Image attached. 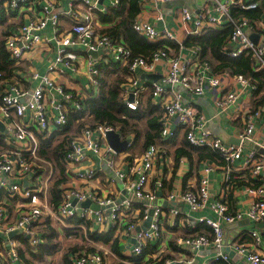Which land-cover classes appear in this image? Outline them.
<instances>
[{"label": "built area", "instance_id": "obj_1", "mask_svg": "<svg viewBox=\"0 0 264 264\" xmlns=\"http://www.w3.org/2000/svg\"><path fill=\"white\" fill-rule=\"evenodd\" d=\"M142 1L160 4L178 0ZM33 2L34 0H0V11L5 9L6 12H10L24 6L31 8ZM86 2L83 9L71 3L68 9L62 12L73 22L70 30L64 34L59 31L60 14L54 12L51 0H46L40 16L30 17L25 23L17 22L16 31L5 38V49L15 63L21 61L27 52L36 49L41 43L56 41L58 48L47 73H32L33 80L37 82L34 87L25 89L18 83L11 82L3 87L1 94L0 120L6 130L0 129V236L6 249L0 251V264H4L6 260H10L12 264L21 263L18 254L21 242L16 237L11 238L9 234L16 231L17 234L29 236L30 243L37 246L43 241L42 229L48 216L57 217L61 221L79 216L85 222L94 221L100 226L117 225L119 233H126L134 239L131 255L141 254L150 242H156L161 237L162 226L168 212L157 203L156 190L162 188L164 180L157 179L154 190L148 189L147 185L157 161L162 157V146L155 143L145 150L133 167L138 177L128 181L131 178L120 168L116 160L118 152L109 143L103 145L101 142L109 131H117L113 125L98 124L92 127L86 124L80 134L72 138L65 160L67 165L74 164V167L79 165L78 179L91 181L96 177L97 171L82 164L88 159L89 153L106 157L107 163L116 169L117 175L126 182L125 185L133 188L132 198H126L122 202L112 195H102L94 189L87 190L74 186L64 191L58 209H54L49 202V187L54 169L50 163L38 156L39 133L49 135L55 129L63 128L68 123L70 108L79 111L83 107L80 101L82 96L67 90L56 82L51 74L64 75L68 68L77 70L75 64L80 60L81 50L87 56L92 84L99 85L100 72L90 51L100 49L106 52L105 63H118L126 67L128 74L126 82L122 85V95L130 109H137L144 93L149 90L153 102L163 112L161 118L163 139L176 135V129L173 127L175 123L184 129L189 144L216 150L224 162L221 165L224 170V186L220 196L211 205L218 219L207 216L196 219L198 223H206L213 229L212 238L201 232L179 237L177 239V245L181 247L178 252L179 259L167 260L165 264L170 262L193 264L195 262L193 255L210 245L217 250L215 262L221 259L228 264H235L231 262L229 253L225 250L227 232L224 223L229 224L245 217L254 222L264 220V183L261 182L264 174V134L257 132V121L264 117V109L260 106L243 112L245 128L239 134L240 142H226L208 128V117L196 105L187 103L175 86L181 85L191 94L202 95L209 89L221 86L222 75L233 74L216 73L212 65L201 58V48L198 45L193 48L196 56L192 61L172 55L167 46L156 51L150 58L134 55L132 49L124 42L118 41L110 34L96 31L93 13L96 3L91 0ZM111 2L116 4L118 0ZM262 4L264 5V0H216L215 8L219 15L207 17L201 13L194 15L190 9L183 8L181 19L188 23L196 18L194 27L189 29L194 35H201L206 27H221L225 21H229L232 30L225 40L222 51L229 57L251 53L255 59L254 68L260 71L264 70V15L259 18V25L263 31L258 42H254L250 37L249 31L253 29V24H250L249 17H234L232 7L239 6L251 10L260 8ZM50 23L53 25V35H45L43 30ZM132 27L137 34L150 41L175 38L172 32L160 31L140 17L134 19ZM162 60L166 61V66L160 79L150 80L140 76V72L155 73L157 64ZM233 76L239 84L249 86L255 94L258 86L251 78L242 74ZM4 79L3 73L0 72V82ZM131 97L133 99H130ZM238 97L237 90H228L221 95L217 104L222 111L227 112L235 106L238 116L240 112ZM132 143L129 141L128 146ZM240 159L244 160L243 165L236 166L234 163ZM219 165L215 162L206 163L197 187L170 193L168 197L170 205L173 206L175 201H183L189 204L192 211L205 208L211 197L209 173ZM244 170L248 174H241ZM26 179L28 184L25 186ZM242 180L251 197L250 204L244 210H230L229 192L235 191ZM75 199L76 203L73 202ZM87 199L98 203L102 208L95 210L92 207H83L81 203ZM134 199L144 203L141 210H134L132 206ZM152 209L154 211L151 214ZM179 213V208L171 207L170 214L177 216ZM150 217L149 227L137 230L136 220L141 218L142 221H148ZM252 235L253 246H258L261 242L260 232L253 231ZM232 244L236 248L235 251L241 255L247 252L248 264H264V253L257 252L256 248L248 249L242 243ZM97 247L99 249L95 251L86 249L78 252L74 256L75 264H104L102 254L104 248Z\"/></svg>", "mask_w": 264, "mask_h": 264}, {"label": "crops", "instance_id": "obj_2", "mask_svg": "<svg viewBox=\"0 0 264 264\" xmlns=\"http://www.w3.org/2000/svg\"><path fill=\"white\" fill-rule=\"evenodd\" d=\"M45 1L46 0H34V2L32 3L33 6L31 8H28V6H24L19 10H14L10 12H6L5 9L0 11V40L2 38L5 39L8 34L13 31H16L18 27V24H16L17 22L25 23L28 22L30 17L40 16L42 14ZM91 1L96 3V7H94L93 9V13L94 25L98 33H112L111 36L113 38L121 42L124 41V34L122 33L123 21L125 17L129 14V10L131 9V7L139 6L140 9L136 13L134 19L136 17L143 18L153 24L160 31L168 30L172 32L175 35L174 39L171 40L163 38L160 40H169V44H166L168 51L172 55L181 56L183 59H186L188 61H192L196 56L193 50L196 44L190 45L185 43V41L190 36L194 35L189 31V29L191 30L194 27L196 18H193V20L188 23H184L181 19V12L183 8L190 9L194 15L198 13L203 14L205 17L209 15H219L218 11L215 8L216 0H180V3L177 4H173L171 2H163L160 4H155L153 2L143 3L142 0H139L138 2L136 0H125L123 1V3L122 0H118L116 4H112L111 0ZM51 2L54 8V12L60 14L59 31L62 34L68 32L73 23L72 20L62 12L67 10L71 3H74L75 6L79 9H83L87 4L86 0H51ZM258 11L260 12L259 17H255L254 19L248 18L250 20V24H253V29L249 31L250 35L256 34L257 42L259 40V36L263 31V29L259 25V18L264 15L263 4L260 8H258ZM212 28H217V26ZM205 29H207V27ZM53 32V25L51 23L46 27L45 30H43V33L45 35H53ZM173 44L175 45V47L173 46ZM57 48L58 44L56 43V41H51L49 43H41L37 46L36 49L27 52L21 61L16 63L14 62L15 70L13 72V75L11 77H6L3 81L0 82V98L3 92V87L11 82H16L25 89H31L32 87H34L37 82L33 80L32 73H47L49 65L56 56ZM79 53L80 60L75 64L77 70H72V68H68L66 69L64 75L52 73L51 76L56 80V82L62 84L67 90L76 92L82 97H86L88 96L91 90L97 91L99 85L92 84L91 76L89 74L88 69L89 65L87 64V56L85 55L84 51L80 50ZM105 56L106 52L104 51L102 54H99L97 58H94L96 65H98L101 61H105ZM165 66V60H162L157 64L154 74L158 76V79H160V77L162 76L165 70ZM139 74L140 76L145 78V74H143L142 72H140ZM233 75H230L232 77L222 75L221 86L209 89L202 95L191 94L181 85L180 86L182 87V89H177L175 86V89L183 94L184 99L187 103L196 105L208 117V128H210L215 134L221 136L223 139V135L226 134L231 140L238 139L239 134L245 128V119L242 115L243 112L245 113L251 108L260 106L264 109V88L260 94L255 95L249 86H243L239 84L235 80ZM228 90H237L239 93L237 104L240 106V112L238 116H236L235 106L231 107L227 112L222 111V109L217 104V101L221 97V95ZM147 93L151 95L150 91L147 90L143 96L146 97ZM200 99L210 102L214 107L215 113L211 114L208 107L199 101ZM256 99L259 100H257V103L255 101ZM159 111L161 112V114H163L161 109ZM213 123L221 127L220 131L217 132L211 128V124ZM173 127L176 129V135L174 137L165 138L163 139L164 141L159 142V144H161L162 146V157H160V159L157 161L156 166L152 171L151 179L147 185L148 189L154 190L156 180L159 178H163L164 185L159 190H156L157 193L159 191L161 192V195H158L157 203L163 208H165L168 212L167 217L165 218L166 221H164V224L162 226V234L160 239L156 242H150V245L148 244L149 248L155 247L153 249H149V251H151L146 257V259L152 258L154 260V262H152L151 264H160L159 262L162 259L163 255L167 253H172L174 256H176V258L174 259H168L169 261L178 260L179 251L176 253L174 250H172L170 242L175 241L177 244V239L179 237L187 235L189 233L198 232V225L200 224L196 220L198 217L207 216L213 219H218V215L211 208V205L220 196V193L224 186V170L223 168H221V165L223 163L219 162L221 161L219 159H206L200 161L199 163H197L196 160L192 163L188 159V157L183 156L181 157L179 163L176 164V149L179 148L186 139L184 129L178 127L175 123ZM117 132L120 133L118 129ZM257 132L264 134L263 116L257 121ZM120 135L122 140L128 139L129 141H133V134L130 137H124L121 133ZM174 139L176 143H173ZM225 141L227 142V140ZM101 142L103 145L109 143L107 137L103 138ZM130 148H132V146L130 147L127 145L123 151L118 152L116 154V160L118 161L120 168L131 178L128 179V181H133L135 180L133 178L138 177V173L133 170V167L145 151L141 153V149L139 147H134V150H131ZM89 154L90 155L88 156V159L82 165L84 167H93L97 171L96 177L91 181L80 180L77 178V172L80 168L79 165L74 167V164L67 165L66 163L69 180L64 184V189L67 190L74 186L87 190L94 189L102 195H112L122 202L125 201L126 198H132L133 188L129 187L128 185H125L126 182H124V180H122L120 177V181L114 179L111 174V171L113 169L116 172V169H114L107 163L106 157L96 156L93 153ZM194 158L197 159L196 157ZM212 162L218 163L220 165L219 167L214 168L209 173L211 183V197L208 201L207 206L199 211H192L189 207V204L183 201H175L174 205L171 206L168 202V197L170 193L174 191L180 192V190L195 189L199 184V179L202 175L204 165L206 163ZM243 162L244 160L240 159L237 160L234 164L236 166L243 165ZM81 169H83V167ZM241 174H248V172L244 170ZM261 179V182L264 183V174L262 175ZM52 180L50 186L52 184ZM245 186V182L244 180H242L240 181V184L238 183V186L236 187L235 191L231 193L229 192L228 199L231 202V209L234 211L244 210L250 204L251 197L248 194ZM143 205L144 203L140 202L138 199H134L132 204L134 210H141ZM171 207L179 208V215L174 216L170 214ZM139 214L140 213L138 212L137 215ZM47 218L51 219L52 224L58 227L61 233L60 238H63V236L65 239H71L74 237V246H84V250H86V248L90 245L91 247H103L104 264H114L119 260V258L111 250V247L108 244L97 243L94 241L92 242V240L88 239V231H90L91 233L95 231L104 233L111 229H114V238H117L119 240L122 252L126 255H131V246L134 244V239H132V237L127 235L126 233H119L116 228L117 225L106 224L100 226L94 221L87 222L88 226L85 224L72 225L67 224L65 220L61 221L57 219V217L48 216ZM136 222H138V227H144L146 221H142V219L140 218L138 219V221L136 220ZM236 222V225L230 227H228V224L226 223H224L223 225L227 232V240H231V248H235L232 243H242L245 244L248 249L256 248L257 252L264 253V220L260 222H254L245 217ZM193 225H196V227H193ZM65 228L70 229L71 232H77L80 233V235L83 234L84 237L75 236L74 234L70 233L69 236H66L64 234L66 232ZM253 231L260 232L261 242L258 246H253L252 244L254 240L252 235ZM201 233H205L210 236L213 235V230L211 234L206 233L204 231H201ZM179 248L181 249V247ZM64 249L65 248L62 247L60 251L62 252L64 251ZM246 254H240L242 256L241 258L232 257L230 256V254L229 256L231 262L235 264H248ZM216 255L217 250L213 245L204 247L198 250L193 255L195 259V262L193 264H212L215 262ZM52 258L50 259V261L44 264H50ZM235 258H238V260H235ZM62 264H64L63 261Z\"/></svg>", "mask_w": 264, "mask_h": 264}, {"label": "trees", "instance_id": "obj_3", "mask_svg": "<svg viewBox=\"0 0 264 264\" xmlns=\"http://www.w3.org/2000/svg\"><path fill=\"white\" fill-rule=\"evenodd\" d=\"M125 0H122V3ZM137 2L139 0H136ZM134 6V5H133ZM139 6L131 7L129 14L123 21L124 42L130 47L134 55L150 58L156 51L164 48L169 44V40L149 41L148 39L137 34L132 28V22L136 13L139 11ZM258 9L246 10L239 6L232 7V14L234 17L246 16L251 19L259 17ZM232 30L229 21H225L221 27L212 28L208 27L202 31L201 35L190 36L185 43L190 45H198L201 47L202 58L209 61L214 71L223 72L229 71L232 74H242L251 78L257 84L255 95L261 93L264 88V70L256 71L254 68L255 59L251 53L241 54L237 57H229L222 50L228 35ZM112 33H110L111 35ZM5 39L0 40V72L3 76L11 77L15 70L14 61L10 58L4 45ZM175 47V45L173 44ZM99 75V86L97 91L91 90L88 96L81 97L82 109L79 111L70 108L68 123L60 129H55L51 134L39 133L40 146L38 156L50 163L54 169L53 183L49 188V202L54 209H58L63 199L64 184L68 179V169L66 165V154L69 150L72 138L78 136L82 128L89 124L95 127L98 124H109L116 127L124 137H130L133 134V143L131 150L134 147H139L141 153L144 152L151 144L164 141L161 135L162 132V114L160 108L153 102L152 96L147 93L146 97H142L137 109H130L122 95V85L126 82L128 71L126 67H122L118 63H105L99 62L97 65ZM256 99V103H257ZM259 101V100H258ZM73 132V134H72ZM186 139V138H185ZM173 143H176L175 139ZM130 146V147H131ZM129 149V150H130ZM186 156L193 163L197 160L199 163L202 160H221L218 152L209 147H199L189 144L187 140L176 149L175 161L179 163L181 157ZM196 157L197 159H195ZM47 166V165H46ZM231 195V194H230ZM143 208V206H142ZM230 202V210L231 209ZM67 224L81 225L88 223L79 216H73L65 219ZM43 241L33 246L29 237L23 234H17L15 237L21 242L18 248V254L21 260L20 264H44L47 263L61 248V241L59 240L60 231L57 226L52 224L51 219L47 218L45 225L42 229ZM204 231L212 233V228L206 223L198 225V232ZM66 233L74 234L75 236H82L80 233L71 232L70 229L65 228ZM88 239L92 242L108 244L111 250L119 258L114 264H151L154 262L152 258H147L149 245L138 255H126L122 252L119 240L114 238V229L107 232L100 233L98 231H88ZM213 235H210L212 238ZM172 250L176 253L181 249L175 241L170 242ZM6 246L3 245V238L0 236V251L5 250ZM84 246L75 245L69 248L63 254L64 264H75L74 256L78 252H82ZM90 251H95L96 247L86 248ZM103 254V252H102ZM172 253L164 254L160 260V264H165L166 260L174 259ZM4 264H12L10 260H6ZM212 264H228L224 260H218Z\"/></svg>", "mask_w": 264, "mask_h": 264}, {"label": "water", "instance_id": "obj_4", "mask_svg": "<svg viewBox=\"0 0 264 264\" xmlns=\"http://www.w3.org/2000/svg\"><path fill=\"white\" fill-rule=\"evenodd\" d=\"M223 18H224V16H223ZM250 37H251L252 40H254V41L257 42V40H256L257 35L256 34H251ZM103 52H104V50L103 49H100V50H97V51H90V54L94 58H97L98 55L99 54H102ZM144 77L145 78H148V79H152V80H157L158 79V76L156 74H154V73L153 74L152 73L151 74H145ZM130 99H133V97H131ZM0 129L1 130H4V131L6 130L5 129V125H4V123L1 120H0ZM223 136H224V139L227 140L228 143H239L240 142V139L239 138L238 139H235V140H231L226 134L223 135ZM107 139H108V142L111 145V147L114 150H116L117 152L123 151L126 148V146L128 145V142H129L128 139H123L122 140L120 133L117 132V131H109L107 133ZM27 184H28V180L26 179L24 181V185L26 186ZM158 195H161V192L160 191L158 192ZM73 202L76 203L77 200L75 199ZM81 204H82L83 207H92L95 210H100L102 208L98 203H95V202L91 201L90 199H87V200L83 201ZM153 211H154V209L151 210V214L153 213ZM150 220H151V217L149 218L148 221L145 222L144 227H138L137 230H140L142 228L149 227ZM236 224H237V222L229 223L228 224V227L234 226ZM16 235H17V232L16 231H13V232H11L9 234V236L11 238L15 237ZM225 242L227 243V245L225 247V250L227 252H229L230 256H232V257H239V258L242 257L234 249L231 248V246H230L231 240L230 239L227 240V238H226ZM235 260H238V258H235ZM168 264H182V262H170Z\"/></svg>", "mask_w": 264, "mask_h": 264}, {"label": "rangeland", "instance_id": "obj_5", "mask_svg": "<svg viewBox=\"0 0 264 264\" xmlns=\"http://www.w3.org/2000/svg\"><path fill=\"white\" fill-rule=\"evenodd\" d=\"M171 3H180V0H178V1H175V2H171ZM168 5H171V4H168ZM176 88L177 89H182V87L180 86V85H176ZM200 102H202L203 104H205L207 107H208V109H209V111H210V113L211 114H214L215 113V110H214V107L212 106V104L210 103V102H208V101H205V100H203V99H200L199 100ZM211 128L213 129V130H215V131H220V129H221V127L219 126V125H217V124H211ZM72 134H73V132H72ZM111 174H112V176L114 177V179H116V180H118V181H120V178H119V176L116 174V172L112 169V171H111ZM55 179V178H54ZM53 181L54 180H52V183H53ZM47 219V218H46ZM66 236H69V233H64ZM60 235H61V233H60ZM59 240L61 241V248L60 249H62V247H64L65 249H64V251H58V253H56V255H55V257L53 256V258H52V260H51V262H50V264H62V261H63V254L70 248H73L74 247V237L73 238H71V239H65L64 238V236H63V238H60L59 237ZM97 249H99V247H97ZM51 259V258H50ZM50 261V260H49Z\"/></svg>", "mask_w": 264, "mask_h": 264}]
</instances>
